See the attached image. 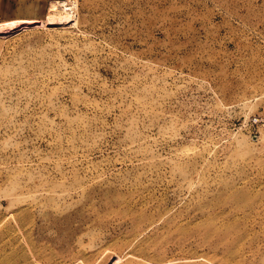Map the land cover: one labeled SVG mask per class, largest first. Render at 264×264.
Instances as JSON below:
<instances>
[{
    "label": "rangeland",
    "instance_id": "obj_1",
    "mask_svg": "<svg viewBox=\"0 0 264 264\" xmlns=\"http://www.w3.org/2000/svg\"><path fill=\"white\" fill-rule=\"evenodd\" d=\"M3 9L0 264H264V0Z\"/></svg>",
    "mask_w": 264,
    "mask_h": 264
},
{
    "label": "bare ground",
    "instance_id": "obj_2",
    "mask_svg": "<svg viewBox=\"0 0 264 264\" xmlns=\"http://www.w3.org/2000/svg\"><path fill=\"white\" fill-rule=\"evenodd\" d=\"M58 2V1H57ZM51 8L54 10V11H57V8H56V4L54 3V4H52L51 5ZM67 10H69V9H65V8H63L62 10H60L59 12H57L58 13V18H56V16H49V19H48V21L49 22H59V23H61V24H64V23H68V22H70L71 21V19H70V13H66V11ZM56 13V12H55ZM57 20V21H56ZM74 20V19H73ZM22 23H26V21H21ZM72 22V21H71ZM19 22H16V21H11V22H6V23H3L2 24V26H1V28L2 29H13L17 24H18ZM29 23H30V21H29ZM20 25V24H19ZM27 27V26H26ZM4 30V31H5ZM3 31V32H4ZM193 147L192 146H186L185 147V151H187V152H189L191 149H192ZM191 152V151H190Z\"/></svg>",
    "mask_w": 264,
    "mask_h": 264
},
{
    "label": "crops",
    "instance_id": "obj_3",
    "mask_svg": "<svg viewBox=\"0 0 264 264\" xmlns=\"http://www.w3.org/2000/svg\"><path fill=\"white\" fill-rule=\"evenodd\" d=\"M22 1H23V3H26V2H28V1H32V0H0V15H2L3 14V8H4V4H10V3H22Z\"/></svg>",
    "mask_w": 264,
    "mask_h": 264
},
{
    "label": "built area",
    "instance_id": "obj_4",
    "mask_svg": "<svg viewBox=\"0 0 264 264\" xmlns=\"http://www.w3.org/2000/svg\"><path fill=\"white\" fill-rule=\"evenodd\" d=\"M263 112H264V110H263ZM259 120L264 122V115H263V117L261 119L259 118Z\"/></svg>",
    "mask_w": 264,
    "mask_h": 264
}]
</instances>
